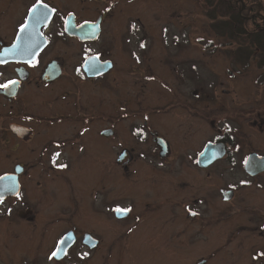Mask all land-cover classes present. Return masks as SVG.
Returning <instances> with one entry per match:
<instances>
[{
	"label": "flooded vegetation",
	"instance_id": "1",
	"mask_svg": "<svg viewBox=\"0 0 264 264\" xmlns=\"http://www.w3.org/2000/svg\"><path fill=\"white\" fill-rule=\"evenodd\" d=\"M132 1L0 0V83L18 81L7 91L0 89V177H6L0 179V264H137L129 261L142 250L177 248L187 238L200 246L204 242L203 249L214 247L191 264H206L228 244L239 253L234 262H245V234L248 241L260 242L252 257L264 252V194H245V212L236 204L239 186L246 192H264V169L251 173L246 166L252 154L264 156L263 143L236 139L213 116L203 123L212 137L201 138L197 149L194 135L198 140L207 136L199 112L198 122L188 120L184 129V121L173 118L176 115L154 114L153 108L137 110L134 104L125 105L128 100L112 107L117 113L106 116L103 92L114 91L113 81H119L120 74H132L131 56L138 59L133 53L142 52L127 45L131 15H126L124 25L114 17L127 8L134 11ZM33 5L47 6L46 19L35 21ZM91 5L97 12L85 14ZM26 20L28 28L20 32ZM68 25H84L88 31L70 33ZM16 43L34 45L31 62L28 56L11 54ZM89 63L99 71L90 70ZM174 69L183 77L179 67ZM129 117L127 139L121 123ZM107 118L112 122L106 124ZM251 121L250 127L262 133L264 118ZM111 141L114 162L107 164L106 145ZM207 143L221 144L224 154L201 165L197 157ZM184 148L193 151L188 153V165ZM233 149L245 150L235 164L243 171L240 185L218 181L219 169L231 166L225 160ZM146 158L152 161L148 168ZM223 160L227 166L219 164ZM117 206L131 212L120 215ZM244 215L241 227L217 228L226 218ZM108 219L119 227L109 242ZM9 223L19 226L13 230ZM65 236V249L49 259ZM215 239L219 242L214 245ZM17 250L20 260L14 257ZM114 250L116 257L109 258ZM120 251H133L134 257L121 260Z\"/></svg>",
	"mask_w": 264,
	"mask_h": 264
},
{
	"label": "rangeland",
	"instance_id": "2",
	"mask_svg": "<svg viewBox=\"0 0 264 264\" xmlns=\"http://www.w3.org/2000/svg\"><path fill=\"white\" fill-rule=\"evenodd\" d=\"M122 1L124 4L125 0ZM127 1L129 3L132 0ZM132 4H135L136 7L134 11L127 8L122 15L117 11L118 14L114 17L118 20V25H124L126 15H131L133 20L130 23L132 35H129L131 42L127 45L132 50L135 48L139 52L142 50V52L139 53L140 55L133 53L134 58L138 56V59L137 57L133 59L131 56L132 74H120L119 81L114 82L112 80L116 86L114 91L107 89L103 92V95L105 94L106 116L117 113V110H111L112 107H117L118 104L128 100L125 105L128 104L130 107L134 104L137 110L153 108L154 114H168L172 117L176 115L173 118L176 121H184L181 127L184 129L190 123L188 120H195V124L198 122L199 112L203 116V131L205 130L204 121L208 122L209 119L211 120L213 116H216L220 118L219 124L226 127L229 135H234L236 139L242 141H245L243 138L254 141L255 145H259L257 142L264 144V126L261 128L262 133L260 134L257 133L256 127H250L253 125L251 121L253 118H264V67H257L249 59L243 61L236 57L235 45L211 28L209 21L204 16L202 1L133 0ZM96 12L97 9L91 5L85 14L94 15ZM142 44H145L146 48L141 47ZM122 56H125V53ZM177 67L181 69H177V71L180 70L183 77L176 74L174 68ZM162 83L167 87H164ZM199 92L201 95L197 96L196 94ZM209 93L212 96L207 95ZM167 103L168 107L166 108ZM193 115H195L194 118ZM257 115L258 117H256ZM130 119L131 117L123 119L121 123L122 137L127 139L131 138L127 131ZM140 120L142 119L139 115ZM110 122L112 120L107 118L106 124ZM227 123L228 127L226 126ZM205 133L207 136L201 135L199 140L198 135H194L196 144L200 143L201 138L212 137L206 130ZM260 137L263 138L260 139ZM187 139L188 137H186ZM113 144L114 142L111 141L107 142L106 145L107 164L114 162ZM244 151L238 152L233 149L230 152L229 159H224L228 163L230 161L231 166L229 168L225 165L224 160L220 161L219 164L227 167L219 169V182L223 179L233 181V183L241 182L243 171H240L235 164ZM184 152L187 155V157L184 155V161L188 165L190 162L188 156L193 151L184 148ZM144 161L148 162L145 166L148 168L152 161L149 162L148 158ZM106 178L108 184L111 177L108 175ZM239 187L236 204L242 206L244 212L245 194L249 196L264 194V192L253 189L246 192L245 188ZM39 220L44 219L39 218ZM49 220L46 219V221ZM9 224L13 230V226L16 228L19 226ZM244 224L245 215L231 216L219 222L217 228L225 230L236 226L241 227ZM108 226L111 228L110 230H108ZM118 229V225L111 219L105 220V238H109L107 242L115 238ZM9 232L14 233L11 229ZM221 232L222 230H218L219 239L222 238ZM244 233L240 232V235ZM248 236L245 234V262H234L240 258L239 253L235 252V249H231L230 245L232 244H228L222 251H219L217 257L210 258L206 264H264V259L263 262H259V260L251 262L253 259L251 252H253L254 246L259 245L260 242L248 241ZM219 239L213 241L214 245L219 242ZM188 241L187 238L186 243L176 245L177 248L168 246L148 247L149 250H142L141 255L136 257H134L133 251H120V259L127 260L134 257V260L129 262H137V264H191L194 259L199 260L207 257L214 248L206 246L203 249L204 242H200V246L197 242L190 243ZM50 245H52V241ZM171 248H175L174 251L169 250ZM113 252V254L110 253L109 258L116 257V250ZM221 252L222 257H220ZM226 253L228 254L226 255ZM106 254L108 255V252ZM14 257L19 260L22 259L19 250L14 252ZM109 260L113 261V259ZM42 263L47 264V262Z\"/></svg>",
	"mask_w": 264,
	"mask_h": 264
},
{
	"label": "trees",
	"instance_id": "3",
	"mask_svg": "<svg viewBox=\"0 0 264 264\" xmlns=\"http://www.w3.org/2000/svg\"><path fill=\"white\" fill-rule=\"evenodd\" d=\"M201 1L211 28L235 45L236 57L264 67V0Z\"/></svg>",
	"mask_w": 264,
	"mask_h": 264
},
{
	"label": "snow or ice",
	"instance_id": "4",
	"mask_svg": "<svg viewBox=\"0 0 264 264\" xmlns=\"http://www.w3.org/2000/svg\"><path fill=\"white\" fill-rule=\"evenodd\" d=\"M54 11V10H53ZM35 13V21L39 22L41 19H46L48 11H47V6H42L41 9L37 8V5H33L32 9H30V13ZM135 26L133 25V28ZM28 28V21L26 20L24 24L20 25V32H24ZM20 39V36L18 34L17 40ZM144 45L142 44L141 47ZM34 45H28L26 47H21L20 44L16 43L13 45V49L11 54L13 55H20V56H28L29 57V62H31V58L33 57L34 53L32 51V48ZM89 69L92 71H99V67L95 64L89 63ZM18 81L16 80H9L6 83H0V89H3L5 91L9 90L12 86L16 85ZM147 119V117H145ZM55 156H59V153H56ZM53 163L55 164V158L53 159ZM58 167L63 168L66 167V165L60 164ZM6 177H0V179H5ZM0 202H2V197H0ZM191 215L195 216L197 213L191 212L189 210ZM115 212L120 214V215H126L127 213L131 212V208L125 207L121 208L120 206H117L115 208ZM60 252V248L58 247L56 251H53L49 257V259H52L53 257H58V253ZM87 255V254H85ZM261 257H264V252H259L255 256H253V260H257Z\"/></svg>",
	"mask_w": 264,
	"mask_h": 264
},
{
	"label": "water",
	"instance_id": "5",
	"mask_svg": "<svg viewBox=\"0 0 264 264\" xmlns=\"http://www.w3.org/2000/svg\"><path fill=\"white\" fill-rule=\"evenodd\" d=\"M67 27L70 33L73 32L75 34H81L84 31H88V27L84 25L78 26L77 28L72 25H68ZM87 74L95 75V72L87 71ZM223 154H224V149L221 144L213 145L211 143H207L204 146L203 150L198 154L197 162L201 165H206L210 161L216 158H220ZM246 166H247V170L250 171L251 173H255L256 171L263 170L264 169V156H257V155L252 154L246 160ZM67 244H68L67 236H65L62 239L61 244L59 246L60 250L61 251L64 250Z\"/></svg>",
	"mask_w": 264,
	"mask_h": 264
}]
</instances>
